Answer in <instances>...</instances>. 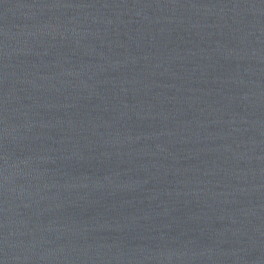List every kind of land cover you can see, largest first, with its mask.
Wrapping results in <instances>:
<instances>
[{
    "label": "water",
    "instance_id": "obj_1",
    "mask_svg": "<svg viewBox=\"0 0 264 264\" xmlns=\"http://www.w3.org/2000/svg\"><path fill=\"white\" fill-rule=\"evenodd\" d=\"M0 264H264V0H0Z\"/></svg>",
    "mask_w": 264,
    "mask_h": 264
}]
</instances>
